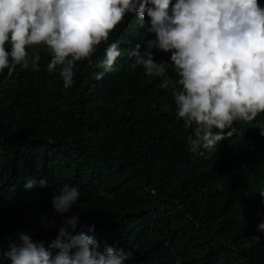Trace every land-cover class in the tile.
<instances>
[{"label": "trees", "instance_id": "obj_1", "mask_svg": "<svg viewBox=\"0 0 264 264\" xmlns=\"http://www.w3.org/2000/svg\"><path fill=\"white\" fill-rule=\"evenodd\" d=\"M258 3L264 7V0ZM147 26V18L129 15L114 30L110 43L120 42L122 56L102 80L95 76L103 71L96 67L103 47L91 65H77L70 89L47 73L44 49H37L38 72L18 66L0 76L5 251L21 231L47 246L63 219L77 215L73 235L94 224L88 234L101 248L107 243L132 253L125 264H264V233L257 231L264 222V137L256 128L264 115L235 124L240 134L213 152L190 153V133L176 119L171 95L158 79L128 67L135 45L154 38ZM154 56L170 62V54ZM169 75L176 78L171 68ZM29 179L36 186L25 190ZM64 184L79 187L81 198L61 217L51 201ZM254 235L259 243L245 247Z\"/></svg>", "mask_w": 264, "mask_h": 264}, {"label": "clouds", "instance_id": "obj_2", "mask_svg": "<svg viewBox=\"0 0 264 264\" xmlns=\"http://www.w3.org/2000/svg\"><path fill=\"white\" fill-rule=\"evenodd\" d=\"M129 15L147 18L146 32L154 38L135 45L128 67L158 79V87L171 95L175 117L190 133V153L213 152L219 142L240 134L235 124H250L264 115V7L258 0H0V76L11 75L18 66L38 72L37 49H44L50 56L47 73L58 74L70 89L77 65H91L103 47L96 65L103 71L95 76L102 80L122 56L120 42L110 40ZM154 51L170 54V62H157ZM256 128L264 137V122ZM36 183L29 179L25 190ZM39 186L46 187L47 181L40 180ZM80 198L79 187L64 184L51 203L63 217ZM78 223L77 215L63 219L47 246L21 231L15 240L9 237L5 251L0 238V258L10 264H125L132 259L131 252L107 243L101 248L88 234L94 224L73 235ZM257 231L264 233V222ZM249 241L245 247L258 244L260 237Z\"/></svg>", "mask_w": 264, "mask_h": 264}]
</instances>
